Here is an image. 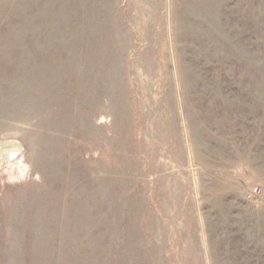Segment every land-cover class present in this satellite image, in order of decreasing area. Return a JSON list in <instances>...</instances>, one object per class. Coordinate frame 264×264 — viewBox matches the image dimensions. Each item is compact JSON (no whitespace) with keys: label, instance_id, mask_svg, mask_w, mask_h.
<instances>
[{"label":"rangeland","instance_id":"rangeland-1","mask_svg":"<svg viewBox=\"0 0 264 264\" xmlns=\"http://www.w3.org/2000/svg\"><path fill=\"white\" fill-rule=\"evenodd\" d=\"M0 144V264H264V0H0Z\"/></svg>","mask_w":264,"mask_h":264},{"label":"bare ground","instance_id":"bare-ground-1","mask_svg":"<svg viewBox=\"0 0 264 264\" xmlns=\"http://www.w3.org/2000/svg\"><path fill=\"white\" fill-rule=\"evenodd\" d=\"M6 148H9L8 150H7V153H12V152H14L13 150H19V148L17 147V146H15V144L13 145V144H0V153H4V152H6ZM12 151V152H11ZM13 156V155H12ZM15 157V156H14Z\"/></svg>","mask_w":264,"mask_h":264},{"label":"water","instance_id":"water-1","mask_svg":"<svg viewBox=\"0 0 264 264\" xmlns=\"http://www.w3.org/2000/svg\"><path fill=\"white\" fill-rule=\"evenodd\" d=\"M6 143V142H5Z\"/></svg>","mask_w":264,"mask_h":264}]
</instances>
